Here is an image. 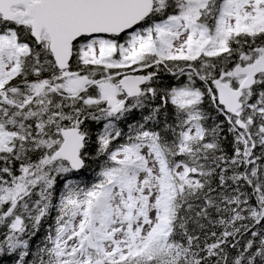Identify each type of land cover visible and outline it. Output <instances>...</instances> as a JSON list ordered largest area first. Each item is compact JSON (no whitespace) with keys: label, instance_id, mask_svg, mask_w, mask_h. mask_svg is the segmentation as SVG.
Returning <instances> with one entry per match:
<instances>
[{"label":"snow or ice","instance_id":"1","mask_svg":"<svg viewBox=\"0 0 264 264\" xmlns=\"http://www.w3.org/2000/svg\"><path fill=\"white\" fill-rule=\"evenodd\" d=\"M0 264H264V0H0Z\"/></svg>","mask_w":264,"mask_h":264}]
</instances>
